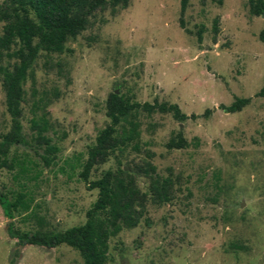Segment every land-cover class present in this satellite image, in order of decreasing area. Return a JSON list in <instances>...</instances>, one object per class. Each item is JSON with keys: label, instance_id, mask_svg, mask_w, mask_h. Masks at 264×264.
<instances>
[{"label": "rangeland", "instance_id": "1", "mask_svg": "<svg viewBox=\"0 0 264 264\" xmlns=\"http://www.w3.org/2000/svg\"><path fill=\"white\" fill-rule=\"evenodd\" d=\"M180 17L179 0H129L94 12L62 52L40 45L22 82L25 142L8 147L13 168H0V191L11 198L27 191L29 208L10 219L0 207V264H264V96L256 95L264 85V15H252L249 0H188L184 28ZM15 62L0 61L9 69ZM115 91L129 103L170 102L195 114L179 121L170 112L130 111L91 168L88 180L129 170L146 194L138 224L111 236L94 259L64 243L17 246L9 222L22 231L85 222L98 190L79 172L110 122ZM236 97L250 101L235 112L219 106ZM43 121L52 154L36 138ZM9 127L0 72V133ZM179 132L186 145L167 147ZM148 173L170 180L168 201L153 200Z\"/></svg>", "mask_w": 264, "mask_h": 264}, {"label": "trees", "instance_id": "2", "mask_svg": "<svg viewBox=\"0 0 264 264\" xmlns=\"http://www.w3.org/2000/svg\"><path fill=\"white\" fill-rule=\"evenodd\" d=\"M212 1L221 4L223 0ZM128 3L129 0H2L0 20L4 24L0 32V61L4 57H14L17 62L11 69L0 63L6 110L10 116L9 129L0 133V168H13L14 162L7 157L8 147L25 142L20 121L22 82L40 45L48 52H62L65 49L64 43L67 38L74 37L84 30L89 17L94 12L107 7L125 8ZM179 4L181 13L179 22L184 28L182 15L188 5V0H179ZM249 11L252 15H262L264 0H249ZM214 29L216 30V27ZM197 38L198 41L201 40L200 30L197 32ZM258 38L264 42V26ZM34 39L38 42L35 43ZM15 46L17 48H13ZM256 95L264 96V85ZM249 101V97H236L229 105L220 104L219 106L235 112ZM138 107L149 112H170L173 118L179 121L195 117V114L187 115L182 112L176 103L157 101L129 103L120 95L112 92L106 104V114L110 122L99 131L96 143L89 148L87 159L79 172V176L87 182L88 189L98 190L95 201L86 212L85 222L58 231H22L9 222L7 233L11 238L16 239L17 246L33 244L50 247L64 243L83 252L86 257L94 259L108 249L111 236L116 235L124 227H134L138 224L145 208L146 194L139 190L129 170L120 169L117 173L107 170L98 179L88 180L91 168L106 153L116 125L130 111ZM209 113L210 109H205L203 115ZM45 124L43 121L42 125H36V138L44 143L46 152L52 154L56 147L52 146L49 139L42 135ZM166 145L169 148H180L186 145V140L179 132L171 137ZM42 159L46 165L50 164V157L47 155H42ZM148 167L149 170H154V167ZM148 175L153 200L158 203L168 201L171 198L170 180L155 178L151 173ZM0 207L3 215L12 219L14 212L29 208L28 192L21 190L11 198L0 191ZM13 262L14 260L11 259V263Z\"/></svg>", "mask_w": 264, "mask_h": 264}, {"label": "water", "instance_id": "3", "mask_svg": "<svg viewBox=\"0 0 264 264\" xmlns=\"http://www.w3.org/2000/svg\"><path fill=\"white\" fill-rule=\"evenodd\" d=\"M262 15H264V13ZM115 93H117V91H115Z\"/></svg>", "mask_w": 264, "mask_h": 264}]
</instances>
